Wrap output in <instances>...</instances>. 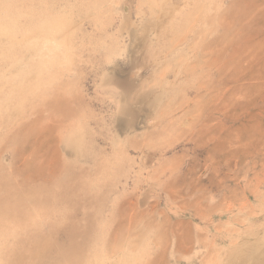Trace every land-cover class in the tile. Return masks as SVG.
Wrapping results in <instances>:
<instances>
[{
  "label": "rangeland",
  "instance_id": "374dc122",
  "mask_svg": "<svg viewBox=\"0 0 264 264\" xmlns=\"http://www.w3.org/2000/svg\"><path fill=\"white\" fill-rule=\"evenodd\" d=\"M0 264H264V0H0Z\"/></svg>",
  "mask_w": 264,
  "mask_h": 264
}]
</instances>
